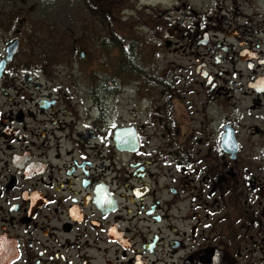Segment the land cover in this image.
I'll list each match as a JSON object with an SVG mask.
<instances>
[{"label": "flooded vegetation", "instance_id": "af4514ba", "mask_svg": "<svg viewBox=\"0 0 264 264\" xmlns=\"http://www.w3.org/2000/svg\"><path fill=\"white\" fill-rule=\"evenodd\" d=\"M99 1L85 43L140 124L101 127V81L70 96L0 21V264H264V0H139L136 37Z\"/></svg>", "mask_w": 264, "mask_h": 264}, {"label": "rangeland", "instance_id": "374dc122", "mask_svg": "<svg viewBox=\"0 0 264 264\" xmlns=\"http://www.w3.org/2000/svg\"><path fill=\"white\" fill-rule=\"evenodd\" d=\"M89 1L87 5V2L86 4H81L80 0H0V21H14L17 14H22L25 17V22L27 23L26 32L35 40L33 52L40 55L38 63L43 64L46 69L59 71L54 78L57 80L63 79L62 85L66 87V91H72L70 96L73 95L74 85L89 86L92 82L101 81L100 83L109 92L107 97L109 107L101 116V127H105L106 124H126L130 122L132 119L129 114L132 111L134 112V121L140 124L142 123L140 117L145 113L144 108L146 105L142 107L141 104H135L142 95L137 92V89H132L139 86V83L133 80L120 81L118 79L99 77L102 69L100 64H103L105 69H109L110 67L112 68V62L111 59L99 55L100 51L94 50L95 46L88 42L85 43L86 38L91 36L96 29L90 13V10L93 9H90V5L94 3L93 0ZM114 1V4L111 5L110 13H108L109 9L105 5V0L99 1L98 8L105 14L108 13L115 16L116 20L120 22L118 25L128 28V31L123 30L122 33L125 35L128 33V35L132 36L137 30L132 33L129 26L135 25L137 22L135 20L131 22L129 19V15H132L130 14L132 12L128 6L131 4L139 7L142 3H138L137 1L139 0H136L135 3H133V0ZM116 20L111 19V22L115 23ZM147 48L149 46H140V50H143L142 52ZM80 50H85L89 56V62L84 66L78 60ZM69 67L74 69V76L71 73H67ZM66 68L67 70H65ZM83 70L90 77H84L82 75ZM120 86L121 88H119ZM112 109L114 110L113 112ZM81 113L84 112H80V115ZM180 131L182 133V129ZM150 133H154V130L151 129ZM167 133L173 134L174 128L172 126L169 127Z\"/></svg>", "mask_w": 264, "mask_h": 264}, {"label": "trees", "instance_id": "16d2710c", "mask_svg": "<svg viewBox=\"0 0 264 264\" xmlns=\"http://www.w3.org/2000/svg\"><path fill=\"white\" fill-rule=\"evenodd\" d=\"M85 1H87V0H85ZM87 5H88V3H87ZM94 10H90V13H91V20H92V22H94V20L95 19H97V16L95 15V13L93 12ZM98 16H99V14H98ZM102 50H103V52L104 53H108V52H110L109 51V49L112 47V45H109V44H103L102 46ZM133 48H135L134 46H133ZM135 52V51H134ZM125 64V63H124Z\"/></svg>", "mask_w": 264, "mask_h": 264}, {"label": "snow or ice", "instance_id": "6c2138e0", "mask_svg": "<svg viewBox=\"0 0 264 264\" xmlns=\"http://www.w3.org/2000/svg\"><path fill=\"white\" fill-rule=\"evenodd\" d=\"M109 203H110V201H109Z\"/></svg>", "mask_w": 264, "mask_h": 264}, {"label": "water", "instance_id": "95a60500", "mask_svg": "<svg viewBox=\"0 0 264 264\" xmlns=\"http://www.w3.org/2000/svg\"><path fill=\"white\" fill-rule=\"evenodd\" d=\"M8 58H9V57H8ZM8 58H7V59H8Z\"/></svg>", "mask_w": 264, "mask_h": 264}]
</instances>
